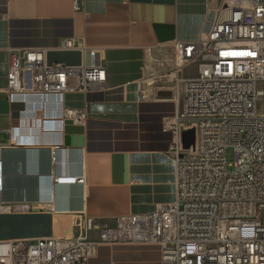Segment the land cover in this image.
Listing matches in <instances>:
<instances>
[{
	"label": "crops",
	"instance_id": "0c3cea01",
	"mask_svg": "<svg viewBox=\"0 0 264 264\" xmlns=\"http://www.w3.org/2000/svg\"><path fill=\"white\" fill-rule=\"evenodd\" d=\"M222 0H0V251L17 239L67 237L89 217L113 225L122 214L149 212L175 198V170L163 125L175 112L171 95L149 87L146 76L173 67L176 40H196L210 29ZM71 41L72 46H66ZM9 48H43L45 62H96L106 89L66 93V107L83 109V124L64 120L61 131L41 128L40 99L4 91ZM262 87V84L260 85ZM170 89V87H166ZM264 112V98L258 102ZM58 113L47 98L44 114ZM41 116V115H40ZM55 161L52 162V155ZM83 176L82 184L51 186L49 174ZM89 237L96 239L98 230ZM87 264H161L157 244H100Z\"/></svg>",
	"mask_w": 264,
	"mask_h": 264
},
{
	"label": "built area",
	"instance_id": "2783aa9c",
	"mask_svg": "<svg viewBox=\"0 0 264 264\" xmlns=\"http://www.w3.org/2000/svg\"><path fill=\"white\" fill-rule=\"evenodd\" d=\"M81 6L83 0H75L74 8ZM174 50L173 67L144 78L139 88L142 100L154 82L171 83L175 112L163 130L172 135L174 200L149 212L119 215L113 225L97 226L82 217L71 238L6 242L0 264H87L100 244L113 243L157 244L161 264H264V112L258 109L264 98V0H222L209 31L196 40H176ZM89 57L92 62L78 66L47 64L43 48H9L4 91L10 100L36 95L41 128L61 131L64 120L83 124L87 112L63 100L66 93L106 89L105 67L93 51ZM189 63H197L196 73L185 77L181 69ZM49 97L58 106L51 116L44 114ZM189 128L195 129L194 147L184 150L181 132ZM3 149L0 145V191ZM48 177L51 186L84 181L54 171ZM93 229L96 239L89 237Z\"/></svg>",
	"mask_w": 264,
	"mask_h": 264
},
{
	"label": "water",
	"instance_id": "95a60500",
	"mask_svg": "<svg viewBox=\"0 0 264 264\" xmlns=\"http://www.w3.org/2000/svg\"><path fill=\"white\" fill-rule=\"evenodd\" d=\"M158 96H169L171 91H158ZM10 137L8 132H0V143H7ZM195 142V129L189 128L181 132V145L184 150H189L194 147Z\"/></svg>",
	"mask_w": 264,
	"mask_h": 264
},
{
	"label": "rangeland",
	"instance_id": "374dc122",
	"mask_svg": "<svg viewBox=\"0 0 264 264\" xmlns=\"http://www.w3.org/2000/svg\"><path fill=\"white\" fill-rule=\"evenodd\" d=\"M196 68H197V63H189V64L184 65L182 67L181 73L185 77H189V76H192V75H194L196 73ZM153 77H155V76H153ZM156 77H158V76H156ZM145 78L146 79L147 78H151V76H149V77L146 76ZM149 87H159V88H162L163 90L166 89V90H170L171 91V89L166 88V87H171V83L166 82V81L154 82V84L152 86H149ZM228 160L231 163H233V161H234V156H233V153H232V150L231 149L228 150Z\"/></svg>",
	"mask_w": 264,
	"mask_h": 264
}]
</instances>
